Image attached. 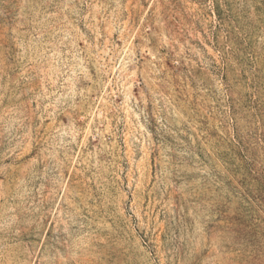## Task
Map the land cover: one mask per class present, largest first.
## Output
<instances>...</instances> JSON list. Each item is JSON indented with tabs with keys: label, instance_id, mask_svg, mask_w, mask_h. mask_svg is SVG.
I'll use <instances>...</instances> for the list:
<instances>
[{
	"label": "rangeland",
	"instance_id": "rangeland-1",
	"mask_svg": "<svg viewBox=\"0 0 264 264\" xmlns=\"http://www.w3.org/2000/svg\"><path fill=\"white\" fill-rule=\"evenodd\" d=\"M0 264H264V0H0Z\"/></svg>",
	"mask_w": 264,
	"mask_h": 264
}]
</instances>
